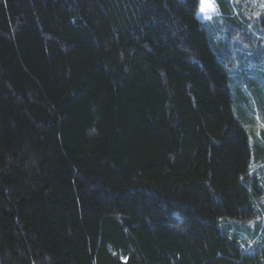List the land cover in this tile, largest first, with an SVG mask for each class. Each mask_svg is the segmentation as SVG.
I'll list each match as a JSON object with an SVG mask.
<instances>
[{"label":"trees","instance_id":"1","mask_svg":"<svg viewBox=\"0 0 264 264\" xmlns=\"http://www.w3.org/2000/svg\"><path fill=\"white\" fill-rule=\"evenodd\" d=\"M214 2L0 0V264H262L226 230L263 204L264 0Z\"/></svg>","mask_w":264,"mask_h":264},{"label":"rangeland","instance_id":"2","mask_svg":"<svg viewBox=\"0 0 264 264\" xmlns=\"http://www.w3.org/2000/svg\"><path fill=\"white\" fill-rule=\"evenodd\" d=\"M207 4L211 8L214 9V11L211 13L210 19L215 18L218 13L217 5L215 4L214 0H207ZM207 11L208 9L206 8L205 13H201V0H200L199 8L197 9L196 14L198 18L203 22H207L210 20L209 18H207ZM254 11L255 9H253L251 12H254ZM236 68L239 70V72L236 73V75L239 78L237 79L238 81L235 82V84H237L242 89H250V87L249 86L247 87L246 85L250 80H258L259 82H264L263 75L261 74L258 75V73H256L255 70H252L253 68L251 69L249 65L246 66L245 62H236ZM250 70H251V73L247 74V72ZM247 78H249V81H246ZM238 83H240V85ZM251 101H254V100L252 99ZM251 169L252 170L255 169V171L257 172H259L260 170L263 171L264 170V159L260 158L255 161H252ZM262 199H264V194L260 198L263 204L257 206L259 208V212L257 213L256 221H251L245 224L246 226L239 224V223L230 224L229 225L230 227L227 228L226 230V233L228 237L230 238L234 237V234L237 235L238 237L237 242L242 247H251L253 249H259V250L264 249V201ZM222 230H224L223 227H222ZM254 241L257 243V245L254 244ZM262 264H264V256H263Z\"/></svg>","mask_w":264,"mask_h":264},{"label":"snow or ice","instance_id":"3","mask_svg":"<svg viewBox=\"0 0 264 264\" xmlns=\"http://www.w3.org/2000/svg\"><path fill=\"white\" fill-rule=\"evenodd\" d=\"M206 8L208 9L207 18L210 19L211 13L214 11V9L207 4V0H201V13H205Z\"/></svg>","mask_w":264,"mask_h":264}]
</instances>
